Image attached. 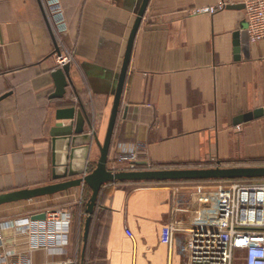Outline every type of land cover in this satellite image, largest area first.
<instances>
[{
    "label": "crops",
    "instance_id": "1",
    "mask_svg": "<svg viewBox=\"0 0 264 264\" xmlns=\"http://www.w3.org/2000/svg\"><path fill=\"white\" fill-rule=\"evenodd\" d=\"M141 2L61 0L68 30L56 37L40 0H0V194L54 183L50 132L58 123L70 124L56 120L59 109L81 111L103 142ZM219 5L224 9L213 15L191 14ZM241 5V0H149L132 46L108 163L122 152L135 155L136 171L264 160V117L234 125L235 118L264 108V40L249 42ZM59 55L70 60V84L63 99H52ZM92 131L85 125L86 134ZM88 152L86 173L99 155L94 140ZM66 153L62 142L61 161ZM84 153L77 152L75 168ZM216 186L104 185L82 263V242L76 239L86 214L77 206L88 187L2 205L5 223L32 220L53 208L77 221L61 250H32L27 234L4 227L0 264H187L184 232L169 240L164 229L172 221L201 228L222 224L225 199L211 195Z\"/></svg>",
    "mask_w": 264,
    "mask_h": 264
},
{
    "label": "built area",
    "instance_id": "2",
    "mask_svg": "<svg viewBox=\"0 0 264 264\" xmlns=\"http://www.w3.org/2000/svg\"><path fill=\"white\" fill-rule=\"evenodd\" d=\"M40 1L53 34L58 37L66 33L68 24L61 0ZM241 3L249 42L264 40V0H241ZM224 6L202 7L191 14L213 15ZM69 63L67 57L57 56L59 68ZM107 169L113 173L136 171L135 155L122 152L107 164ZM211 195L225 199L226 218L222 224L201 228L172 221L164 229L169 240L174 233L184 232L187 264H264V183L219 182ZM71 223L68 213L54 210L46 212L44 220L0 223V232L4 227L13 226L29 236L32 250L48 247L61 250L68 244ZM125 233L132 237L128 229Z\"/></svg>",
    "mask_w": 264,
    "mask_h": 264
},
{
    "label": "water",
    "instance_id": "3",
    "mask_svg": "<svg viewBox=\"0 0 264 264\" xmlns=\"http://www.w3.org/2000/svg\"><path fill=\"white\" fill-rule=\"evenodd\" d=\"M149 0H142L137 11L135 21L131 28L127 41L121 70L118 76L117 85L114 94L113 105L102 143L92 131L91 123L84 118L81 111H77L75 107L59 109L56 112V120L70 121L68 125L56 124L50 132L52 147V181L54 183L36 187L10 191L0 194V206L21 201L38 199L46 196L55 195L57 193L66 192L75 187H88L91 191L89 200L86 203L81 263L84 261L85 250L90 230V224L96 202L100 190L106 184L115 183H161V182H183V181H224L235 179H264V167L257 168H210V169H183V170H145L130 172H111L107 169L108 156L112 143L115 123L120 108L121 95L123 91L124 81L128 70L130 55L134 39L140 27L142 18L145 14ZM243 8V5H241ZM244 29L247 23L242 25ZM54 37V36H53ZM238 33L235 34V45L238 46ZM56 53L59 54L56 42L54 41ZM70 64H66L53 72L55 81V92L52 99H63L66 87L70 84ZM4 97H1L3 99ZM264 117V108L257 109L253 112L246 113L234 119V125L244 124ZM92 131L91 134L84 132V127ZM94 140L98 148L99 156L92 172L86 173V159L89 153L91 141ZM64 143L67 153L64 156V162L57 155V148L60 143ZM85 152L82 154L83 161L79 168L74 167V162L79 157L77 152ZM81 157V156H80ZM45 214L32 216L34 221L44 220Z\"/></svg>",
    "mask_w": 264,
    "mask_h": 264
},
{
    "label": "trees",
    "instance_id": "4",
    "mask_svg": "<svg viewBox=\"0 0 264 264\" xmlns=\"http://www.w3.org/2000/svg\"><path fill=\"white\" fill-rule=\"evenodd\" d=\"M241 167L242 168L264 167V160L229 162V163H225L224 166H223V168H241ZM94 168L95 167H90L89 168L90 172H92ZM194 169H210V168L206 167V168H194ZM160 170H183V169H160ZM217 182L255 183V182H264V179H235V180H224V181H183V182H161V183H217ZM153 183H156V182H153ZM121 184H133V183H121ZM145 184H152V183L148 182V183H145ZM100 192H101V190H100ZM90 194H91V191H90ZM99 195H100V193H99ZM99 195H98V198H97L96 207L94 209L93 216L95 215V213L97 211V208H98ZM89 197H90V195H89ZM89 197L86 198L84 203H82L79 206H77V209H78L79 212H81V213L85 212L86 203L89 200ZM83 226H84V224L81 223L79 225V230H78L79 231V236H80V239H79L80 242H83L82 241Z\"/></svg>",
    "mask_w": 264,
    "mask_h": 264
},
{
    "label": "rangeland",
    "instance_id": "5",
    "mask_svg": "<svg viewBox=\"0 0 264 264\" xmlns=\"http://www.w3.org/2000/svg\"><path fill=\"white\" fill-rule=\"evenodd\" d=\"M59 37V36H58ZM99 156V155H98ZM96 164V163H95ZM221 183H224V182H221ZM255 183H264V182H255ZM216 184H219V182H217ZM89 195H90V192L89 193H87V195H85V199L86 198H88L89 197ZM84 199V200H85ZM54 209L55 208H53V209H49L48 211H54ZM10 221H12V220H10ZM73 221L75 222V221H77V217H73V219H72V223H73ZM4 221H2L1 219H0V223H3ZM5 222H9V221H5ZM78 230H79V228H78ZM78 239H80L79 238V235H78V238L76 239V240H78ZM80 244V243H79Z\"/></svg>",
    "mask_w": 264,
    "mask_h": 264
}]
</instances>
